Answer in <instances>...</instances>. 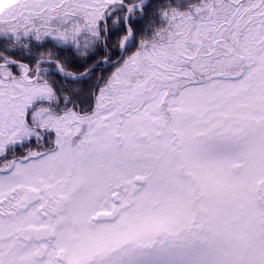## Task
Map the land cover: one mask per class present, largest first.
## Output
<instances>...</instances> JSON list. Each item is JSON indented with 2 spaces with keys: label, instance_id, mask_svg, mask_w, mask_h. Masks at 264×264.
<instances>
[{
  "label": "snow or ice",
  "instance_id": "snow-or-ice-1",
  "mask_svg": "<svg viewBox=\"0 0 264 264\" xmlns=\"http://www.w3.org/2000/svg\"><path fill=\"white\" fill-rule=\"evenodd\" d=\"M0 264H264V0H0Z\"/></svg>",
  "mask_w": 264,
  "mask_h": 264
}]
</instances>
